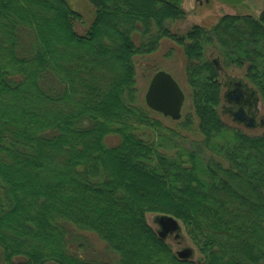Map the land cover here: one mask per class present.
<instances>
[{
	"label": "trees",
	"instance_id": "1",
	"mask_svg": "<svg viewBox=\"0 0 264 264\" xmlns=\"http://www.w3.org/2000/svg\"><path fill=\"white\" fill-rule=\"evenodd\" d=\"M88 1L82 35L68 0H0V264H264V132L218 110L224 67H246L264 105V9L179 34L184 0ZM164 39L186 57L193 112L176 127L139 101L135 57ZM187 131L203 139L186 146ZM157 215L198 259L178 257ZM72 227L117 262L85 256Z\"/></svg>",
	"mask_w": 264,
	"mask_h": 264
},
{
	"label": "rangeland",
	"instance_id": "2",
	"mask_svg": "<svg viewBox=\"0 0 264 264\" xmlns=\"http://www.w3.org/2000/svg\"><path fill=\"white\" fill-rule=\"evenodd\" d=\"M68 2L71 8L81 15V19L78 20L75 25L76 31L82 35L86 34L95 17L94 6L88 0H68ZM183 7L187 13V16L183 20L172 22L170 24V28L174 33L185 34L195 25L211 27L215 25L222 16L227 14H250L257 18L264 9V0H245L240 4H230L220 0H184ZM207 57L213 60H218L219 62L221 61L216 49L208 48ZM135 61L137 64V86L139 89V101L142 104L146 105L145 95L152 77L157 71L163 70L170 73L176 79V81L180 84L184 93L186 94V101L182 109V117L187 113L193 112L192 102L190 99V90L185 74L186 57L181 46L168 39H164L162 40L159 49L155 53L149 55H137L135 57ZM233 80L243 81L244 83L249 84L252 89L256 90L255 87H253L246 78V67H224L220 71L222 96L226 89V82ZM257 96L258 126H256V128L254 129L243 127L240 128L245 133L251 136L261 135L264 132V125L260 124L261 121L264 120V105L258 93ZM222 104L225 105L223 97L218 110L222 120L225 123L230 124L232 123V120L223 112L221 106ZM152 116L161 120L164 125L170 127L177 126V121H174L169 117H165L160 113L152 112ZM232 124L235 125L234 123ZM184 135L186 136V139L184 140V144L186 146H192L194 141H201L203 139L202 135L197 131H187V133L184 132ZM117 142L118 138L115 135H110L107 137V143L109 145H114ZM164 151L168 153L167 150ZM150 222H153V217L150 218ZM183 235L184 241H182L181 245L177 243L174 237L170 236L167 239V241L173 246V249L176 252L184 247L193 248V245L186 237V235ZM71 236L74 239L73 244H75V246L78 245L80 241L85 242V246L80 250L88 258H101L112 263L117 262V255L110 251L107 245L102 242L96 235L88 232H80L76 228L72 227ZM198 258L199 254L196 252L194 259L196 260Z\"/></svg>",
	"mask_w": 264,
	"mask_h": 264
},
{
	"label": "water",
	"instance_id": "3",
	"mask_svg": "<svg viewBox=\"0 0 264 264\" xmlns=\"http://www.w3.org/2000/svg\"><path fill=\"white\" fill-rule=\"evenodd\" d=\"M220 1L240 4L245 0ZM185 101L186 94L170 73L159 70L154 74L145 95V102L151 110L178 121L182 118V109ZM154 221L159 226L158 233L162 238L174 235V238L179 240L180 244L182 243L184 240L182 227L176 218L167 215H157L154 217ZM177 255L181 259H190L194 256V249L192 247H184L177 252Z\"/></svg>",
	"mask_w": 264,
	"mask_h": 264
},
{
	"label": "flooded vegetation",
	"instance_id": "4",
	"mask_svg": "<svg viewBox=\"0 0 264 264\" xmlns=\"http://www.w3.org/2000/svg\"><path fill=\"white\" fill-rule=\"evenodd\" d=\"M222 97L225 102V105H221L223 112L235 124L229 122V125L248 129L258 126V96L256 90L252 89L249 84L243 81H228ZM260 124L264 125V120ZM168 236L174 237V235Z\"/></svg>",
	"mask_w": 264,
	"mask_h": 264
}]
</instances>
